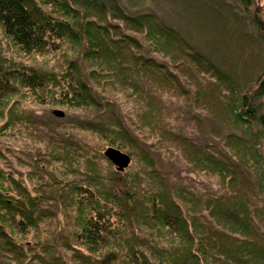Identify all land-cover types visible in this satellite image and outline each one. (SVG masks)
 <instances>
[{"label": "trees", "instance_id": "1", "mask_svg": "<svg viewBox=\"0 0 264 264\" xmlns=\"http://www.w3.org/2000/svg\"><path fill=\"white\" fill-rule=\"evenodd\" d=\"M238 1L251 19L264 51V9L256 0ZM127 2L0 0V30L18 49L17 55L35 66V59L45 55H59L58 61H62L61 71L50 73L15 62L0 51V138L22 139L26 145V139L36 138L51 149L52 162L67 164L73 180L78 178L81 162V171L87 178L83 179V186L61 185L53 176L41 181L46 189L68 192L67 200L58 194L52 199L55 205L63 204L72 211L71 235L79 246L75 249L64 245L58 253L55 240L46 242L41 263L66 264L62 256L65 252L70 253L72 264H264V58L261 68L252 70L251 78L248 72L244 75L227 71L224 67L228 58L206 57L156 14L132 10ZM152 51L163 60L145 55ZM147 73L172 97L186 92L198 102L206 93L209 104L218 108L217 115L234 117V125L242 126L245 139L230 135L224 146L255 159L251 164L258 179L250 192L253 195H236L241 180L247 186L250 172L224 160L227 150L222 148L223 143L203 157V152H193L196 147L177 131L174 123L170 128L171 121H166L168 111L161 103L162 92L155 95L148 81L143 82ZM117 87L143 94L139 98L142 109L135 118H123L115 112ZM104 91L109 97L101 96ZM27 100L36 105L69 106L92 115L66 120L56 117L48 125L54 129L51 133L40 131L32 126L37 118L29 117L23 108ZM71 127L72 134L90 132L108 148L128 154L132 162L135 158L132 183L140 187H130L126 182L122 185L124 178L120 175L125 170L111 164L115 171L101 177L87 145L65 134ZM234 136L237 142H232ZM161 146L178 149L186 160L196 163L198 171L219 177L235 192L227 188L228 193L207 195L167 182L158 186L155 180L166 177L150 154L157 153ZM4 148L13 153L10 147ZM27 148L29 154L37 153ZM203 162L208 164L202 165ZM140 164L145 167L140 168ZM30 165L27 164L29 168ZM141 169L151 170L148 187L155 181V191L141 190L146 178L138 174ZM24 176L25 183L40 180L36 170ZM4 181L10 185L5 187ZM27 188L0 169V264H12L13 260L21 264L26 254L19 242L27 241L32 232H39V218L44 223L35 202L39 199L35 200ZM96 190L107 209L93 207L91 192ZM201 219H209L212 226ZM60 233L59 229L53 235Z\"/></svg>", "mask_w": 264, "mask_h": 264}, {"label": "rangeland", "instance_id": "2", "mask_svg": "<svg viewBox=\"0 0 264 264\" xmlns=\"http://www.w3.org/2000/svg\"><path fill=\"white\" fill-rule=\"evenodd\" d=\"M125 4L126 6H131L132 10H145L156 14L162 22L164 21L166 24L174 27L194 49L204 54L206 57L213 60L228 58V62L224 67L227 71L242 73L244 75L248 72L249 78H251L252 70L255 68L258 70L263 64L261 62L264 58V51L257 40L256 29L251 19H248L247 15L243 13L245 12L244 7L238 0H128ZM256 4L262 6L261 8L264 9V0H256ZM251 10L253 12L254 8ZM6 39L7 38L0 30V51L3 52L7 58H11L15 62H25L24 64H26V66L41 69L44 70V72L59 73L61 71L62 61H58L61 58L59 55L37 57L35 62L38 66H35L34 63H29L27 59L17 55L16 52L18 49L13 47ZM145 55L155 59L158 58L159 60H163L164 58L153 51L149 53L146 52ZM146 76L147 78L143 80V82L148 81L147 85L153 89L154 94H161L162 92V98L160 97L161 103L168 111L166 114V121H171V124L169 123L170 128H173L174 123L177 131L181 132L184 135L183 137L189 139L192 143L191 146L194 145L196 147L193 149V152L194 150L203 152L202 155L204 157L210 154L209 151H215L216 148H220L222 146L220 144L223 143L222 148L227 150V158L224 160L229 164H240L251 173L247 175V186L243 185L244 182L241 180L242 186L238 187V192H235V189L227 187L224 181L219 177L209 176L203 173L202 170V172L198 171L195 167L196 163L190 158L186 160L182 152L178 151V149L172 151L171 149L168 150L161 146V149L157 151V153L150 154L156 166L163 171L164 177H166L155 180L158 186L160 184L164 185L167 182L172 186H182L186 190L201 191L207 193V195L219 192L228 193V188L230 191H234L236 195L244 194L243 196L249 197L254 191L251 189H254L256 179H258L255 166L252 165L255 159L248 156L245 157V152H233L234 149H227L224 146L230 140V138H228L230 135H236L245 139L246 135H244V132L246 131H242V126L240 124L234 125V117H220L219 114L217 115L218 108L214 103L209 104L208 98L205 95L206 93L201 94L198 102H196L194 98H190L186 92H180L176 97H172L168 90L163 91L160 89V86L153 83L149 73H147ZM117 88L119 91H117L118 93L115 92L117 96L114 98L116 102L114 109L116 107L118 111L115 112L118 116L123 118H135L142 109L139 98L143 96V94H135L132 89L124 91L121 87ZM100 94L103 98L109 97L108 93L105 91ZM218 96L219 95H217V98ZM216 102L219 103L218 100ZM53 106L54 105H36L27 100L23 108L28 110L29 117L37 118L33 121V127H37L40 131L50 133L54 129L48 127L49 122L51 121L54 123L56 117L66 120L68 118L73 119L74 117L88 118L92 115V112L71 109L69 106ZM53 119L54 122L52 121ZM66 125H64V127ZM68 131L65 134H70V136L73 135L83 144L87 145V150L93 159L92 162L97 163L100 167V172L102 173L101 177H106L109 171L114 170L113 168L121 170L108 159L105 154L108 146L99 141L96 135L90 132H84L80 136L78 133L72 134L73 127L69 128ZM33 135L40 138L43 136V134L40 133H33ZM232 138V142H237L235 136ZM37 140L36 138L31 139L29 137V139H26V145L25 141L22 139L15 138L13 140H7L0 138V155L2 157L0 160V169L6 175H12L13 179L22 183L23 186L28 185L27 189L30 191L33 198L35 200L39 199L35 202L39 204L40 211H42L44 216L43 224H41L40 218L37 221V224H39L37 228L39 234L37 233L35 235L32 232L29 234L27 241H23L22 243L19 242L20 246L23 247L24 254H26L21 259V264H42L41 258L44 255L43 251L47 249L45 243H50V241L53 242L52 240L56 242H53V245L57 246L58 253L64 245L67 246L70 244L75 249L79 248L73 241L74 239H72L71 235L73 231V228L70 226V222L73 219L71 217L72 211L67 210L66 206L63 204L60 206L55 205L52 199L58 194L63 199L67 200L69 197L67 194L68 192L63 191L56 193L54 188L46 189L45 186L41 185V181L44 182V180L53 176L55 180H59L61 185L83 186V179L87 181L85 174L81 171L83 162L80 163L77 180H73L70 173L67 171V164L52 162L53 154L50 152L51 149L48 147L45 148V145L38 143ZM1 144H3V148ZM147 144L151 145L152 142H148ZM230 146L234 145L232 144ZM4 147H10L14 154L12 152L7 153ZM27 147H29L30 150L37 151V153L34 154L31 152V154H29ZM239 149H242V145H240ZM200 159L202 158L200 157ZM135 161L136 159L134 158L132 165L130 164L131 166L129 165L125 168V171L121 170L124 171V173L120 175L121 178H124L122 185H125L124 182H126L130 187H140L132 183V177L135 176V169L137 167ZM27 164H31V168H29ZM110 164L113 168L109 166ZM205 164L207 165L208 162H203L202 165ZM144 167V165L140 164V168ZM102 169L105 170L104 173ZM32 170H36V175L38 176L39 174L40 180H36L35 183H25L26 179L24 175H27V173ZM141 170H139L138 174L146 176L145 182L141 185V190L145 193L155 191L157 189L155 181L148 187L151 170ZM38 182L39 184H37ZM4 184L5 187L10 185L7 181H4ZM108 187L109 184L107 183L106 189ZM87 190L88 189H85V191ZM16 197L20 199V196ZM91 197V202H94V208L102 207V209H107L108 205L106 202L104 203V198L97 190L96 192H91ZM204 216L209 218V214L207 215L205 213ZM200 221L212 226V221L209 219H206V221L201 219ZM59 229L61 233L53 235ZM6 232L8 233L7 229ZM261 232L264 235V228ZM62 254L66 264H72L69 259L72 258L69 256L70 253L66 254L62 252ZM72 254L73 252H71V255ZM8 257L12 259V257ZM12 264H17V262L13 260Z\"/></svg>", "mask_w": 264, "mask_h": 264}, {"label": "water", "instance_id": "3", "mask_svg": "<svg viewBox=\"0 0 264 264\" xmlns=\"http://www.w3.org/2000/svg\"><path fill=\"white\" fill-rule=\"evenodd\" d=\"M105 154L108 159L111 160L113 164L121 170H124L130 165V157L115 148L107 149Z\"/></svg>", "mask_w": 264, "mask_h": 264}, {"label": "bare ground", "instance_id": "4", "mask_svg": "<svg viewBox=\"0 0 264 264\" xmlns=\"http://www.w3.org/2000/svg\"><path fill=\"white\" fill-rule=\"evenodd\" d=\"M109 149V148H108ZM118 150V149H117ZM120 151V150H119ZM122 152V151H121ZM122 153H124V152H122ZM124 154H126V153H124ZM126 155H128V154H126ZM129 156V155H128ZM130 157V156H129ZM130 159H131V157H130ZM132 163V159H131V162H130V164Z\"/></svg>", "mask_w": 264, "mask_h": 264}]
</instances>
